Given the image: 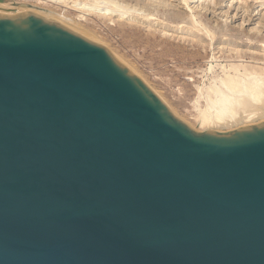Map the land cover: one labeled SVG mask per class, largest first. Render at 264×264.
I'll list each match as a JSON object with an SVG mask.
<instances>
[{
	"label": "water",
	"instance_id": "water-1",
	"mask_svg": "<svg viewBox=\"0 0 264 264\" xmlns=\"http://www.w3.org/2000/svg\"><path fill=\"white\" fill-rule=\"evenodd\" d=\"M0 264H264V121L196 132L95 37L0 4Z\"/></svg>",
	"mask_w": 264,
	"mask_h": 264
},
{
	"label": "rangeland",
	"instance_id": "rangeland-1",
	"mask_svg": "<svg viewBox=\"0 0 264 264\" xmlns=\"http://www.w3.org/2000/svg\"><path fill=\"white\" fill-rule=\"evenodd\" d=\"M12 1L69 15L95 37V43L115 51L122 64L131 65L172 113L196 132L205 131L196 120L206 103L199 94L201 88L223 77L231 64H241L240 72L244 67L255 72L264 68V0H189L188 4L183 0H119L135 12L112 18L77 10L75 0L7 3ZM189 14L198 24L191 22ZM200 23L207 28L197 30ZM240 125L206 130L229 132Z\"/></svg>",
	"mask_w": 264,
	"mask_h": 264
},
{
	"label": "bare ground",
	"instance_id": "bare-ground-1",
	"mask_svg": "<svg viewBox=\"0 0 264 264\" xmlns=\"http://www.w3.org/2000/svg\"><path fill=\"white\" fill-rule=\"evenodd\" d=\"M49 1L63 2V4L65 2V0H48V3ZM183 1L188 4L189 0ZM7 2L8 0H0L1 5L9 8L20 12H32L40 17H44L47 20L72 25L83 31V28L80 27L79 23H77L69 15H66V13L41 7H34L24 1H12V3ZM129 5H125L119 0H94L92 3L87 2V0H75L74 3V7L77 10L82 12H92L93 14L98 15V17L101 16L103 18H112L113 14L114 16H123L124 14H128L130 12L132 13L135 9L133 10V8ZM131 8L132 11L130 10ZM34 9L35 11H33ZM149 15L150 14L148 13L146 14L147 17H149ZM190 16L191 22L197 21L194 19V16ZM206 28L207 27L200 23V27L198 26V29H196L202 31ZM211 34H209V36H211L210 38L212 39L213 36ZM240 66L241 64H231L228 70H224L223 77L221 76L218 79L216 78L207 87L205 86L200 90L198 89L200 91L199 94H201L202 97L204 96L206 102L204 108L200 109L199 112L197 111L198 114L196 116L197 122L204 126L205 129L203 130L209 129V126L229 127L230 125L232 126L233 123L235 124V127L236 125L241 124L239 126V128H241L264 121V68H262L261 72H255L253 69L244 67L243 71L240 72ZM209 68L211 69L212 66L209 65Z\"/></svg>",
	"mask_w": 264,
	"mask_h": 264
}]
</instances>
